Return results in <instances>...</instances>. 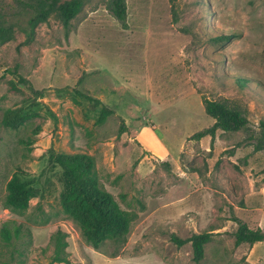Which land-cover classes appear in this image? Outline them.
Returning a JSON list of instances; mask_svg holds the SVG:
<instances>
[{"label": "rangeland", "instance_id": "rangeland-1", "mask_svg": "<svg viewBox=\"0 0 264 264\" xmlns=\"http://www.w3.org/2000/svg\"><path fill=\"white\" fill-rule=\"evenodd\" d=\"M126 1L127 27L110 0H85L68 24L54 13L30 34L20 0H0L14 26L0 41V264H66L53 262L58 231L70 264H264V244L235 245L234 221L264 229V0ZM79 93L114 113L98 124L101 106ZM206 99L239 110L247 127L198 140L215 124ZM8 109L22 111V126L2 124ZM52 149L94 157L105 189L138 214L125 243L87 242L58 177L45 200L6 205L14 178L44 186ZM5 224L22 231L11 243ZM201 232L215 235L196 263L191 243L171 235Z\"/></svg>", "mask_w": 264, "mask_h": 264}, {"label": "trees", "instance_id": "trees-1", "mask_svg": "<svg viewBox=\"0 0 264 264\" xmlns=\"http://www.w3.org/2000/svg\"><path fill=\"white\" fill-rule=\"evenodd\" d=\"M22 12L29 14L30 34L41 23L58 13L65 24L73 20L82 10L85 0H20ZM109 10L113 17L127 27L128 6L126 0H110ZM13 25H8L2 12H0V41L5 42L12 37ZM80 94V93H79ZM82 96V94H80ZM96 106H101L97 119L98 124L104 123L114 111L108 108L101 100L91 96H82ZM206 113L215 120L212 128L195 135L198 140L205 136L215 137L218 129L225 132H237L245 129L248 119L237 109L232 108L225 101L205 100ZM25 115L20 109H8L2 117V124L17 129L25 122ZM264 135V119L260 123ZM48 176L44 186H36L35 179L21 180L14 178L9 184V193L6 205L15 210H25L34 197L45 200L55 186L53 176L58 177L62 184L60 195L63 211L76 222L83 237L94 248L98 249L106 241L123 244L127 241L132 224L138 214L121 208L114 196L108 192L101 183L96 170L93 156L86 153L60 154L53 149L50 151L48 167L45 171ZM49 190V191H48ZM239 227L235 233V245L248 244L251 247L257 243L264 244V229H251L248 224L234 218ZM22 231L16 227L13 231L7 224L1 229L2 239L11 243L13 238H19ZM214 233L201 232L193 234L190 238L182 239L172 234L171 241L178 247L191 243L193 260L201 263L206 256L205 247L213 240ZM67 235L58 231L52 238L54 245V263L70 264L66 241Z\"/></svg>", "mask_w": 264, "mask_h": 264}]
</instances>
